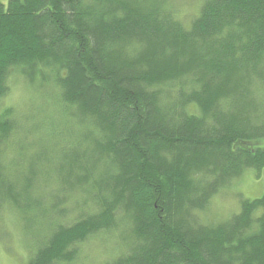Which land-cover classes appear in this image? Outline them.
<instances>
[{
	"label": "trees",
	"instance_id": "trees-1",
	"mask_svg": "<svg viewBox=\"0 0 264 264\" xmlns=\"http://www.w3.org/2000/svg\"><path fill=\"white\" fill-rule=\"evenodd\" d=\"M167 4L0 0V102L19 68L55 82L76 128L38 182L45 142L10 162L14 111L0 113V210L34 234L27 264H78L104 237L117 249L97 264H264V193L203 215L264 174V0H203L188 20Z\"/></svg>",
	"mask_w": 264,
	"mask_h": 264
},
{
	"label": "rangeland",
	"instance_id": "rangeland-1",
	"mask_svg": "<svg viewBox=\"0 0 264 264\" xmlns=\"http://www.w3.org/2000/svg\"><path fill=\"white\" fill-rule=\"evenodd\" d=\"M167 1V6L169 5L172 7L180 16L183 18L185 17L186 20L190 19V16L198 13L199 7L203 2V0ZM17 70L20 69L18 68ZM17 70L14 68L10 72L7 78L9 91L0 102V113L4 112L6 108H12L14 111L13 117L16 121L15 132L11 137L10 148L12 146H17V149L13 148L11 154H9V156H11L10 162L14 161L15 163H20L23 153H21L22 148L19 146H22L27 152L32 146L36 147L38 145H43L45 142L47 146L46 152L48 154L46 159L48 163L46 166L41 163L36 164V169L40 175L38 177V182H41L47 179V177L45 178L41 175L43 172H52V169L56 172V165L60 160L57 156L61 155V151H63L64 147H69V145H65L66 138L62 136L63 132L65 130L73 132L72 129L75 130L76 128L72 122L69 123V118H64L62 116L61 112L63 108L58 103L60 90L54 81L49 80L44 84L43 81L40 82L38 80L32 83ZM253 93L258 100V105L264 109V90L262 91L261 89L260 91L254 89ZM67 119L68 121H66ZM47 126L49 127L47 128ZM35 132L36 134H34ZM77 143L82 147L80 139H78ZM75 146L76 148L79 147L78 145ZM39 148L40 146L37 147V149ZM51 163L54 166L48 165ZM47 181L48 183L50 182L49 180ZM53 184L56 185L55 183ZM231 186L233 188L223 189L216 195L212 199L207 212L203 213L209 221H217L221 218L229 217L233 211L238 210L239 200H241L242 197H260L264 193V174L260 178H257L255 176V171L249 170L233 181ZM17 214L19 216L11 212H6L5 210H0V264H27L30 258L32 250H29V246L33 243L32 237L34 234L28 231V224L24 217L19 213ZM108 241L109 239L107 237L100 240L93 239L91 242L89 241L82 248V252L78 258V264H97L108 257L110 253L114 251L113 248L117 247V245L114 244L113 247ZM95 254L97 255L95 256Z\"/></svg>",
	"mask_w": 264,
	"mask_h": 264
},
{
	"label": "bare ground",
	"instance_id": "bare-ground-1",
	"mask_svg": "<svg viewBox=\"0 0 264 264\" xmlns=\"http://www.w3.org/2000/svg\"><path fill=\"white\" fill-rule=\"evenodd\" d=\"M175 63V62H174ZM175 65V64H174ZM173 65V66H174ZM168 66V65H167ZM177 66V65H176ZM188 70V69H187ZM190 70V69H189ZM160 71V70H159ZM184 71H186V70H184ZM187 73V72H186ZM162 80V79H161ZM160 81V80H159ZM162 82V81H161ZM222 85V84H221ZM220 86V85H219ZM50 90V89H49ZM49 94V93H48ZM48 96V95H47ZM51 102V101H50ZM195 102V101H194ZM52 104V103H51ZM56 105V104H55ZM198 108V107H197ZM3 109V108H2ZM7 109V108H6ZM38 109V108H37ZM42 110V109H41ZM199 111V110H198ZM208 112V111H207ZM45 113V112H44ZM45 116V115H44ZM26 117H28V116H26ZM21 119V118H20ZM169 120V119H168ZM19 121V120H18ZM49 121H50V119H49ZM52 121V120H51ZM66 121H68V119L66 120ZM72 122V121H71ZM45 123V122H44ZM52 123V122H51ZM73 124H74V122H73ZM52 125V124H51ZM55 125V124H54ZM63 125V124H62ZM15 126V125H14ZM49 126H47V128H48ZM65 127V126H64ZM35 128V127H34ZM66 128V127H65ZM51 129V128H50ZM55 129V128H54ZM45 130V129H44ZM43 131V130H42ZM48 131V130H47ZM46 131V132H47ZM53 133V132H52ZM51 133V134H52ZM65 133V132H64ZM28 134V133H27ZM14 135V134H13ZM49 135V134H48ZM64 135V134H63ZM33 136V135H32ZM16 137V136H15ZM51 138V137H50ZM62 138V137H61ZM67 138V137H66ZM21 140V139H20ZM34 140V139H33ZM59 140V139H58ZM39 141V140H38ZM45 141V140H44ZM43 141V142H44ZM49 142V141H48ZM22 147V146H21ZM10 148V147H9ZM57 149V148H56ZM56 151V150H55ZM44 151H42V153H43ZM54 154V153H53ZM52 155V154H51ZM15 156V155H14ZM45 158V157H44ZM41 160V159H40ZM44 161V160H43ZM62 163V162H61ZM48 165H50V164H48ZM262 171V170H261ZM264 172V171H263ZM238 177H240V175L238 176ZM230 185V184H229ZM259 185H260V183H259ZM195 192V191H194ZM238 193V192H237ZM236 196H237V194H236ZM240 196V195H239ZM252 196H254V195H252ZM251 196V197H252ZM243 198V197H242ZM256 198V197H255ZM229 199V198H228ZM239 199V198H238ZM241 199V198H240ZM231 200V199H230ZM236 200V199H235ZM240 201V200H239ZM240 209V208H239ZM223 210V209H222ZM221 211V210H220ZM238 215V214H237ZM54 219V218H53ZM61 221V220H60ZM71 225V224H70ZM107 235V234H106ZM101 239V238H100ZM103 239V238H102ZM91 240V239H90ZM95 242V241H94ZM87 244V243H86ZM91 244H93V243H91ZM80 245V244H79ZM81 247V246H80ZM91 247H92V245H91ZM75 248H76V246H75ZM81 249V248H80ZM79 249V250H80ZM87 255V254H86ZM97 254H95V256H96ZM76 256V255H75ZM74 257V256H73ZM80 257V256H79ZM86 257V256H85ZM102 257V256H101ZM76 258V257H75ZM77 259V258H76ZM77 263V262H76Z\"/></svg>",
	"mask_w": 264,
	"mask_h": 264
}]
</instances>
